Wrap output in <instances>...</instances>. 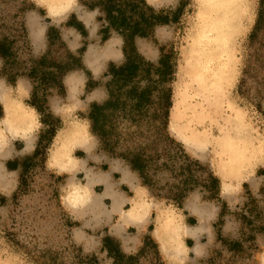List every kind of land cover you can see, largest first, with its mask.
<instances>
[{"label": "rangeland", "instance_id": "1", "mask_svg": "<svg viewBox=\"0 0 264 264\" xmlns=\"http://www.w3.org/2000/svg\"><path fill=\"white\" fill-rule=\"evenodd\" d=\"M92 1L73 0L72 9L52 16L39 0H0V37L10 45V55L0 58V82L11 92L19 90L35 119L30 148L5 135L9 151L0 158V264H112L103 247L106 237L134 257L131 264H264V30L249 42L259 0H243L246 20L233 42L228 94L241 120L234 138L209 126L199 108L201 66H215L204 61V33L215 18V5L211 0H145L156 10H177L174 20L155 25L150 35L135 37L134 44L153 63L161 48L174 53L168 133L184 150L159 146L149 185L89 130V106L107 98L108 65L124 61L122 35L104 30L107 23L97 8L89 7ZM51 27L57 34L48 38ZM110 42L113 52L105 55ZM43 55L45 63L36 65ZM247 60L250 69L243 75ZM53 62L69 63L55 79L49 74ZM72 79L76 88L70 97ZM73 126L83 128L88 146L71 151L83 163L72 173L55 169L50 157ZM51 130L50 136L46 131ZM184 162L193 181L178 195L174 186ZM92 175L104 179L83 189L88 198L81 206L67 205L73 189L85 187ZM137 208L140 221L123 220ZM165 224L174 227L171 238ZM233 241L241 243L239 251L229 249Z\"/></svg>", "mask_w": 264, "mask_h": 264}, {"label": "trees", "instance_id": "2", "mask_svg": "<svg viewBox=\"0 0 264 264\" xmlns=\"http://www.w3.org/2000/svg\"><path fill=\"white\" fill-rule=\"evenodd\" d=\"M89 7H95L103 14L102 19L107 23L105 31L110 28L122 35L124 55L121 64L110 63L104 73L107 77V98L89 106L86 114L89 130L106 150L120 155L138 173L143 185H149L148 172L153 163L157 164L159 146L176 147L177 151L184 152L182 145L171 139L168 133L169 111L172 106L171 82L176 70V60L172 50L161 48L157 62H150L137 52L134 40L137 36L150 35L155 25L174 20L177 10H156L145 0H93L89 2ZM261 30H264V0H259L255 24L249 35L251 45ZM53 34H57V30L51 27L47 37L51 38ZM9 55L10 45L6 38L0 37V58ZM68 58L76 61L71 55ZM46 59V55L41 56L36 65L44 64ZM68 65L69 63L53 62L50 65L53 71L49 73L52 79L66 71ZM250 65V60H247L243 75L248 73ZM36 71L37 67H33V74ZM241 81L244 82V78ZM36 91L34 86L33 97ZM30 104L38 109L34 101ZM46 132H50V136L54 133L53 130ZM39 146L40 138L34 155L38 153ZM184 156L187 157L185 154ZM162 166L167 164L163 163ZM179 168L183 176L174 187L177 194L181 195L182 191L189 188L193 177L187 163L184 162ZM209 181L218 188L215 177L210 175ZM173 200L178 202L180 198ZM102 242L112 258V264L132 263L134 257L125 255L118 243L111 238L106 237ZM240 248L241 243L238 241H233L229 247L238 251Z\"/></svg>", "mask_w": 264, "mask_h": 264}, {"label": "bare ground", "instance_id": "3", "mask_svg": "<svg viewBox=\"0 0 264 264\" xmlns=\"http://www.w3.org/2000/svg\"><path fill=\"white\" fill-rule=\"evenodd\" d=\"M39 1L46 4V9L52 16L61 15L73 8V0ZM211 1L215 5L216 11L215 18L213 19L207 34L204 33V35H206L204 38H206V46L208 48V52L204 56V61L208 62V65L210 61H213L215 66L213 67L212 65V68L201 66V73L199 74V78L201 77V80H199V83L201 81L199 108L209 126H211L214 130L227 135L228 137L234 138L239 135L241 130V120L238 118V115L229 100L228 89L232 81L234 71L233 42L237 35L241 32L242 24H244L243 20H246V8L243 0ZM200 39H202V37ZM113 48V42L108 43L104 49V54H112ZM201 60H203L202 57ZM75 88L76 82L72 79L69 83L70 97L75 94ZM18 91L19 90H14L11 92L0 82V104L2 106V117L0 118V158L4 157L9 151V144H7L8 138L5 136L6 134L14 138L21 139L24 142L25 149L30 148L32 145L35 119L31 109L23 103L22 95ZM60 144V147L51 154L50 164L55 169L60 171L72 173L76 172L80 169L79 167L83 166V163H81L78 158L73 156L71 151H73L74 148L79 147L87 148L88 143L86 132L80 126H73L65 134ZM99 179L102 180L104 178H99L98 176L93 175L88 176L86 184L84 185L85 187L78 188L76 186V188L73 189L67 205L70 204L72 207H78L79 204L86 201L88 194H84L83 189L89 190L94 183L99 181ZM105 185L109 187L108 184ZM116 199L114 200L113 208L118 207L119 202L116 201ZM144 214L146 215L145 212ZM142 215V212H139V208H137L128 214L125 213L123 220L137 222L142 219ZM164 229L166 231L165 234H169L171 238L172 233L174 232V227L171 224H165ZM172 251L173 253H176L177 249H172Z\"/></svg>", "mask_w": 264, "mask_h": 264}]
</instances>
